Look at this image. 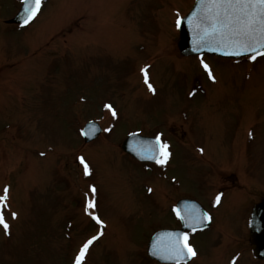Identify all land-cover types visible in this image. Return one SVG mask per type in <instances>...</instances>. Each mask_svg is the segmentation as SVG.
<instances>
[{
    "label": "rangeland",
    "instance_id": "obj_1",
    "mask_svg": "<svg viewBox=\"0 0 264 264\" xmlns=\"http://www.w3.org/2000/svg\"><path fill=\"white\" fill-rule=\"evenodd\" d=\"M194 1L44 0L18 26L4 19L20 1L0 0V81L14 75L0 85V195L4 185L11 191L0 264H74L97 230L85 211L92 199L103 229L82 264H159L146 243L153 230L173 224L162 193L207 199L225 225L227 234L194 235L201 253L193 264H218L226 253L228 259L237 246L225 248L223 239H243L239 246L248 249L247 218L264 196V55H182L176 21ZM90 119L104 130L86 144L81 129ZM247 127L256 136L243 152L237 144ZM138 130L167 143L165 164L122 152L124 138ZM80 155L89 175L78 167ZM218 172L237 175L242 189L226 181L231 189L214 199L215 208L209 198L220 189ZM251 254L240 264H262Z\"/></svg>",
    "mask_w": 264,
    "mask_h": 264
},
{
    "label": "snow or ice",
    "instance_id": "obj_2",
    "mask_svg": "<svg viewBox=\"0 0 264 264\" xmlns=\"http://www.w3.org/2000/svg\"><path fill=\"white\" fill-rule=\"evenodd\" d=\"M42 0H22L24 23H28L33 19L39 10ZM201 4L204 7L206 21H211L210 25L204 29L203 41L214 40L218 44H222L226 48H232L239 53H252L250 59L255 60L258 55H264V0H201ZM181 18L178 17L176 23L181 25ZM203 67L208 72L210 78L214 79L210 66L204 63ZM145 74V83H148L147 66L141 69ZM150 90L154 91L152 85L148 83ZM106 108L112 111V115L116 116V111L112 108V105L106 104ZM159 140L157 137V148L153 150V154L150 158L155 159L158 164H165L170 156V152L167 150L168 145L166 142L162 145L164 151L162 153L163 159H157L159 154ZM81 164L84 167V174H90L89 165L85 162L83 157L79 158ZM91 191L95 194L96 189L92 186ZM151 191V189H149ZM8 187L5 186L3 195H0V226H3L5 234H8L9 224L4 215V209L8 207ZM219 200V196L217 197ZM95 201L94 199L86 202L85 211L89 212V215L93 219L97 220V223L103 224L99 220V217L95 214ZM92 209L93 211H89ZM13 219L16 218L17 213L12 212ZM184 217H181L183 219ZM100 235L92 236L84 242L81 246L79 253L77 254L74 264H82L86 252L89 246ZM195 256L196 253L193 248L187 243V237L184 238V242L181 243L180 237L177 236L174 240L170 241V246L165 250V257L167 259L180 260L187 256Z\"/></svg>",
    "mask_w": 264,
    "mask_h": 264
},
{
    "label": "water",
    "instance_id": "obj_3",
    "mask_svg": "<svg viewBox=\"0 0 264 264\" xmlns=\"http://www.w3.org/2000/svg\"><path fill=\"white\" fill-rule=\"evenodd\" d=\"M205 15L206 14L204 12V7L201 4V0H197L193 9L188 13L186 17L182 19L181 25H179L181 32L179 48L182 53L187 55L191 53L210 52L213 54L233 57L251 54H238L237 50H234L232 48H226L222 44H218L214 40L204 42L202 39L204 36V29L207 28L211 23V21H206L204 19ZM23 17L24 12L22 9L12 21H23ZM85 131L89 132L87 133V139H91L98 133L99 128H95V124L90 123L86 126ZM130 138H128V140L125 142L124 148L128 142L134 145H136V143H140L138 151L140 155L144 157H151L153 154V150L157 148L154 139L142 140L135 137L131 139ZM251 233L253 243L256 244V255L264 259V202L257 204L254 208L251 220ZM155 241L156 242L154 244H151L149 248V253L152 256L158 258L161 261H178L175 259L164 258L165 250L169 248L170 242H167L164 245L161 243V241H158V237Z\"/></svg>",
    "mask_w": 264,
    "mask_h": 264
},
{
    "label": "flooded vegetation",
    "instance_id": "obj_4",
    "mask_svg": "<svg viewBox=\"0 0 264 264\" xmlns=\"http://www.w3.org/2000/svg\"><path fill=\"white\" fill-rule=\"evenodd\" d=\"M241 231V230H240ZM240 231H238V232H240Z\"/></svg>",
    "mask_w": 264,
    "mask_h": 264
}]
</instances>
